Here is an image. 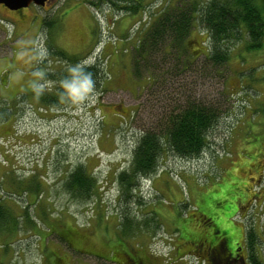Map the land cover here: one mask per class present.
I'll use <instances>...</instances> for the list:
<instances>
[{
    "label": "rangeland",
    "instance_id": "1",
    "mask_svg": "<svg viewBox=\"0 0 264 264\" xmlns=\"http://www.w3.org/2000/svg\"><path fill=\"white\" fill-rule=\"evenodd\" d=\"M177 1L145 0L147 10L126 35L122 21L133 16L110 0H50L23 13L0 6V114L7 117L0 125V200L9 211L0 226V264H43L54 250L73 253L77 264H128L119 249L151 264H210L189 250L197 224L229 234L233 251H247L243 228L257 227L264 260V82L250 73L256 66L254 78L261 76L264 51L236 45L224 78L189 71L168 85L167 100L163 93L148 97L153 79L134 78L131 54L153 18ZM119 41L126 42L117 47ZM97 61L102 82L83 101L61 97L50 105L27 89L35 64L34 73L51 81L49 95L69 66ZM180 92L222 108L210 145L193 158L169 151L128 197L117 175L129 167L143 123L155 126ZM80 163L96 180L87 201L65 186ZM68 225L87 235L79 248L87 252L59 245L56 229Z\"/></svg>",
    "mask_w": 264,
    "mask_h": 264
},
{
    "label": "trees",
    "instance_id": "2",
    "mask_svg": "<svg viewBox=\"0 0 264 264\" xmlns=\"http://www.w3.org/2000/svg\"><path fill=\"white\" fill-rule=\"evenodd\" d=\"M110 1L121 10L120 14L142 18L147 10L145 0ZM162 10L156 19L153 18L146 31L141 33L140 41L135 42L131 54L134 78L147 79V83L153 79L148 97L163 93L161 96L165 99L166 91L172 88L168 85L172 83L176 86L179 83V76L189 71L194 72L198 78L216 75L224 78V72L230 68L236 45H245V49L250 53L264 51V0H179L174 4L168 3ZM146 19L141 20L142 24ZM50 23L51 21L48 22ZM195 31L202 33L201 41L194 36ZM196 43L200 44V48L193 47ZM59 53L66 57L62 51ZM37 55L36 63L40 57ZM237 56L242 58L243 53ZM84 67L92 72L96 87H99L104 73L101 63L97 61ZM255 69L256 66L250 69L253 79L264 82V64L260 66L262 72L257 78H254ZM47 75L56 78L53 73ZM65 75L59 76L49 95L45 92L40 96L34 95L50 105L57 104L62 97L60 80ZM180 86L183 87L182 84ZM176 88L173 91L175 93ZM28 91L33 93L32 88ZM184 95V92H180L176 98L173 97L174 93L169 97L171 102L173 100V106L166 109L155 126L148 125V122L143 123L145 125L139 132L130 165L117 175L121 190L128 197L132 195V191L142 178L157 173L164 155L169 151L181 158H193L199 157L210 145V134L221 118L222 108L217 106V102ZM150 101L147 98L146 104ZM2 114L0 125L7 118L4 116L6 115L4 110ZM122 117L126 119L127 116ZM66 179L65 186L72 194V198L87 201L93 196L96 180L84 164H77L70 170ZM255 195L258 197L261 193ZM8 218L9 211L0 200L1 227L6 226ZM124 222L132 223L133 219L126 216ZM243 230L245 233L243 242H246L247 246V264H264L259 250L262 238L257 227L251 228L250 225H246ZM78 231L80 230L72 227V233H79ZM193 241L194 239L188 243ZM120 251L121 249L117 252L121 257H125L128 264H133L135 257H130L125 250ZM147 264H151L149 260Z\"/></svg>",
    "mask_w": 264,
    "mask_h": 264
},
{
    "label": "flooded vegetation",
    "instance_id": "3",
    "mask_svg": "<svg viewBox=\"0 0 264 264\" xmlns=\"http://www.w3.org/2000/svg\"><path fill=\"white\" fill-rule=\"evenodd\" d=\"M49 1L43 7H46L49 4ZM0 6H2V4ZM4 8L6 7L4 6ZM25 9H28V7L18 10L17 12L23 13ZM196 227L199 231L198 235L195 236L194 241L190 243L191 245L189 247V250H192L191 252L193 255L195 253L199 258H202V260L204 261H208L210 264H247L246 250L243 251L244 249L242 248V246H239L235 251H233L231 237L229 236V234H227L226 232L222 233L219 229H208L201 224H197ZM56 230L58 231L57 236H59V241L61 243L59 245H67L68 248H73V251H77L79 253L87 252L86 250H79V248L82 249V247H80V243L82 245H84V243L86 244V234L80 231H78L79 233H72L71 225L64 227L59 226V229ZM89 237L92 236L89 235ZM46 252L48 253V255L47 259L44 261ZM46 252L43 255V264H77L75 261H73L75 259H72L73 253L71 255L70 252H68L67 254V252H60V250H54L51 254L48 251ZM148 260L150 261V259ZM120 264H122V262H120ZM133 264H147V259L141 256H136L133 259Z\"/></svg>",
    "mask_w": 264,
    "mask_h": 264
},
{
    "label": "clouds",
    "instance_id": "4",
    "mask_svg": "<svg viewBox=\"0 0 264 264\" xmlns=\"http://www.w3.org/2000/svg\"><path fill=\"white\" fill-rule=\"evenodd\" d=\"M69 75H65L60 80L61 96L67 98L73 103H78L85 100L91 93L94 92L96 81L92 72L88 71L81 64L71 65L67 69ZM45 73L37 70L36 76L39 79L33 80L30 83L31 88L36 96H40L51 84L50 80L45 79Z\"/></svg>",
    "mask_w": 264,
    "mask_h": 264
},
{
    "label": "water",
    "instance_id": "5",
    "mask_svg": "<svg viewBox=\"0 0 264 264\" xmlns=\"http://www.w3.org/2000/svg\"><path fill=\"white\" fill-rule=\"evenodd\" d=\"M49 0H0V4L14 11L29 7L31 4L44 6Z\"/></svg>",
    "mask_w": 264,
    "mask_h": 264
},
{
    "label": "crops",
    "instance_id": "6",
    "mask_svg": "<svg viewBox=\"0 0 264 264\" xmlns=\"http://www.w3.org/2000/svg\"><path fill=\"white\" fill-rule=\"evenodd\" d=\"M135 16H133V17H131V19L130 18H126V20H123L122 22H123V26H122V33L124 34L126 31H127V29H129V27H131V23L135 20ZM131 22V23H130ZM124 35H126V34H124ZM124 42H126V41H119V43L117 44V47H121L123 44H124ZM32 51H35L34 50V47L32 48ZM35 72V70L34 69H32V70H29V74H28V77L30 78V80L31 81H33V80H36V79H38V77H36V76H34L36 73H34ZM28 90H30L31 89V86L30 87H28L27 88Z\"/></svg>",
    "mask_w": 264,
    "mask_h": 264
}]
</instances>
